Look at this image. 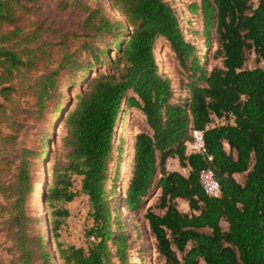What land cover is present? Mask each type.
I'll return each instance as SVG.
<instances>
[{"label":"trees","instance_id":"obj_1","mask_svg":"<svg viewBox=\"0 0 264 264\" xmlns=\"http://www.w3.org/2000/svg\"><path fill=\"white\" fill-rule=\"evenodd\" d=\"M108 1L122 19L102 4L85 8L90 14L80 49L62 55L56 68L45 65L34 73L53 58L40 39L43 24L24 30L26 0H0V232L9 243V264H129V236L122 222L112 231L117 217L107 189L110 182L115 192L121 186L125 140L116 148L115 136L129 108L144 114L146 128L133 138L121 203L147 222L159 255L168 264H264V0H201V36L217 44L204 56L166 0ZM99 38L109 42L100 47ZM159 40L175 54L185 96H177L160 73ZM251 54L254 68L247 67ZM210 59L219 63L209 67ZM66 90L75 93L69 106ZM230 113L232 123L207 129L214 117L228 120ZM44 121L49 130L37 152L30 138ZM55 127L62 133L57 152L50 149ZM192 129L204 131L206 155L186 154ZM172 160L190 174L170 171ZM209 167L221 187L218 198L200 185V172ZM42 168L52 173L39 191ZM75 177L81 178L79 189ZM80 195L88 198L92 219L87 249L59 241L66 206ZM178 199L191 213L178 209Z\"/></svg>","mask_w":264,"mask_h":264},{"label":"rangeland","instance_id":"obj_2","mask_svg":"<svg viewBox=\"0 0 264 264\" xmlns=\"http://www.w3.org/2000/svg\"><path fill=\"white\" fill-rule=\"evenodd\" d=\"M166 1L169 2L170 5H172L173 8L177 11L186 39L194 43L198 47L201 55L204 56L213 53L217 48V44L214 43L212 39L207 40L201 36L203 31L200 10L201 0ZM257 2L258 0H254L255 5H257ZM60 4L62 5L59 6ZM98 4H102V6L106 9V12L109 13L114 19H122L120 13L113 9L108 0H26V2L24 3V10L26 12V15L24 16V20L21 23V26L26 31H34L36 28H38V25L36 23L41 22L43 24V27H41L39 35L41 36V41L45 43L43 49L45 50V53L48 52L53 55V58L48 64L42 61L41 65L34 71V73H36L37 71L41 72L42 68L45 65H51V67L56 68L60 59L62 58V55H64L66 52H74L80 49L81 45L85 41V38L83 37L84 34L82 32V23L84 19H86L90 14L89 11H85V8L88 7L90 9H97ZM192 7L193 9H195V11L192 10ZM194 32H197L198 34H195ZM208 41H210L211 48L210 51L207 52L204 49V44ZM108 42L109 39L107 38H99L96 40V44L100 47H104ZM65 44L66 48L64 46ZM157 47L158 48L156 54L157 52H160V58H157L156 56V61L159 66L160 73L171 79L173 87L176 89L177 96H185V92H180L179 90V71L181 69L178 61L176 60L174 52L169 46L166 45L163 40L158 41ZM45 59L48 60L49 58L46 56ZM81 60H85V55L81 56ZM218 63L219 61L213 62L212 59H210L208 66L212 67L213 64L217 65ZM256 66L255 56L253 54L249 55L247 67L254 68ZM65 95L66 99L64 100L70 101L75 93L71 90H66ZM70 104L71 101L68 106ZM48 125L49 122L46 123V121H44L43 123H38L35 129H33V135L30 138V146L37 152L41 150V141L49 130ZM144 128H146V118L141 111L129 108L121 113L120 124L116 130L115 136L116 148L121 145V141L123 139L125 140L124 147L126 156L124 164L120 170L121 186H124L123 182L125 181V177L130 170H125L124 168L130 151V141ZM58 129H61V127H55L52 130V139L54 143L50 146V149L54 150L55 152L58 151L61 145L60 138L62 136V133L60 130L59 135ZM173 161L175 162L176 160H172V162ZM53 162L50 164L51 169L54 167ZM112 168V174L114 175V172L116 170V163L113 164ZM51 173V171L45 172L44 168H42L40 172V178L44 179V186L51 176ZM237 180L239 182H242L243 177L239 176ZM80 181L81 178H74L76 189L80 188ZM121 186L118 188L117 192H115V186L112 182H110L107 189L109 191V200L113 209V216L117 217V219H115L113 222L112 231L115 232L116 227L119 225V223L122 222V226L125 228V231L129 236L130 250L128 251V263L168 264L166 260L162 258L156 251L155 241L150 233L147 222H145L142 216L139 214L131 216L121 203ZM40 189H42L41 185L39 186L38 190L40 191ZM37 199L41 201L39 195L36 196V200ZM41 204H43L42 201ZM41 204L38 206V212L40 218L43 219L42 215L44 211L41 208ZM151 204H154V202H148L147 206ZM66 207L69 211V217L65 220L64 224L61 227V230L59 232V241L65 247L73 246L76 248L87 249L89 241L87 233L89 231V228L92 226V219L90 218L89 214L88 198L85 195H80L74 202L68 204ZM42 226L43 228H45L43 220ZM8 245L9 243L6 241L4 235L0 232V264H9V262L12 260V256L5 251ZM49 249L54 253V246H51ZM179 259H183V256L180 254ZM114 263L120 264L116 259L114 260ZM56 264H60V262H56ZM200 264L205 263L203 261H200Z\"/></svg>","mask_w":264,"mask_h":264},{"label":"built area","instance_id":"obj_3","mask_svg":"<svg viewBox=\"0 0 264 264\" xmlns=\"http://www.w3.org/2000/svg\"><path fill=\"white\" fill-rule=\"evenodd\" d=\"M228 120L221 119V121H216L213 125L211 124V127L214 128L225 125L228 121L233 122L234 116L230 113L228 115ZM210 128V125L207 127V129ZM191 136L192 140L187 141L185 143V152L187 155H206V146L204 141V131L192 129L191 130ZM208 160L211 161V157H208ZM190 168L185 167L180 171L179 173L183 176H188L190 174ZM199 181L202 190L204 193L211 198H218L221 196V187L216 179L215 173L212 168H206L200 172L199 175ZM93 240V238H92Z\"/></svg>","mask_w":264,"mask_h":264},{"label":"crops","instance_id":"obj_4","mask_svg":"<svg viewBox=\"0 0 264 264\" xmlns=\"http://www.w3.org/2000/svg\"><path fill=\"white\" fill-rule=\"evenodd\" d=\"M221 121V119H219V118H217V117H214L213 118V121H212V125L214 124V123H216V121ZM211 124H210V128L209 129H214V127L212 126L211 127ZM217 128V127H216ZM225 149L227 150V151H229V147H228V145L227 144H225ZM168 169L170 170V171H176V172H180V171H182V167L179 165V163H178V161L176 160L175 162L173 161H170L169 162V165H168ZM239 177V175L238 176H235V178L237 179ZM177 204H178V209L182 212V213H186V214H189V213H191V210H190V208H189V205H188V203L186 202V201H184V200H181V199H178L177 200ZM181 207H182V209H181Z\"/></svg>","mask_w":264,"mask_h":264},{"label":"bare ground","instance_id":"obj_5","mask_svg":"<svg viewBox=\"0 0 264 264\" xmlns=\"http://www.w3.org/2000/svg\"><path fill=\"white\" fill-rule=\"evenodd\" d=\"M156 56H157V58H160V52H157V54H156ZM133 140L134 139H131V141H130V151H129V154H128V157H127V160H126V163H125V170H129L130 169V166H131V163H132V155H133V150H132V146H133ZM129 180H130V175H129V173L126 175V177H125V181L123 182L124 183V185H126L128 182H129ZM43 187H44V183L43 184H41V188L43 189ZM41 198V197H40ZM39 199V198H38ZM37 199V200H38ZM39 201V200H38ZM44 204H41V208L43 209V223H44V226H45V228H43V232L46 234V236L47 237H49V235H48V230H47V218H46V209H45V205L43 206ZM43 227V226H42Z\"/></svg>","mask_w":264,"mask_h":264}]
</instances>
